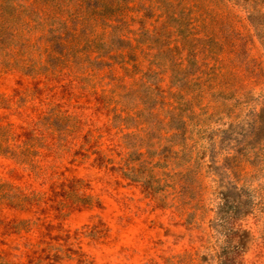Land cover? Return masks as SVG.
I'll use <instances>...</instances> for the list:
<instances>
[{
	"label": "rangeland",
	"instance_id": "rangeland-1",
	"mask_svg": "<svg viewBox=\"0 0 264 264\" xmlns=\"http://www.w3.org/2000/svg\"><path fill=\"white\" fill-rule=\"evenodd\" d=\"M0 264H264V0H0Z\"/></svg>",
	"mask_w": 264,
	"mask_h": 264
}]
</instances>
